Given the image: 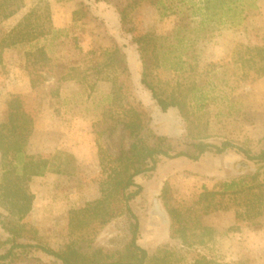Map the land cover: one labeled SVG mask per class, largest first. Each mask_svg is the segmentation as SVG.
Here are the masks:
<instances>
[{
	"label": "rangeland",
	"instance_id": "1",
	"mask_svg": "<svg viewBox=\"0 0 264 264\" xmlns=\"http://www.w3.org/2000/svg\"><path fill=\"white\" fill-rule=\"evenodd\" d=\"M24 1L25 6L4 21L1 29L10 30L30 8L44 1L60 32L39 42L53 56L54 74L66 78L54 84V76L48 74L45 83L33 87L24 68L23 48L12 47L2 54L0 122L7 119L11 96L20 94L36 118L28 151L49 158L52 165L51 171L31 181L33 207L21 223L27 237L17 240L35 247L17 248L19 255L14 264H63L43 248L61 250L75 238L79 240L71 233V218L76 209L101 196L100 183L105 178L101 155L116 154L131 141L124 136L122 124L113 132L109 125H99L106 108L112 105L121 111L143 102L150 111L152 130L167 136L175 151L185 150L194 141L179 111L163 112L151 91L140 82L141 62L133 41L138 35L171 33L178 18L171 13L161 16L154 0H145L133 9L126 27L118 22L116 9L127 0ZM257 2L258 8L248 10L239 24L216 25L206 35H199L184 56L182 70L163 67L155 72L162 84L195 87L197 91L190 93V107L197 112L200 106L199 114L207 113L203 117V121L209 122V137L205 141L216 144L230 141L255 154L264 149V76L252 80L250 73V79L243 77V68L234 62V53L239 45L264 48V0ZM117 42L128 46L131 77L108 70L96 76L97 70L86 63L89 60L86 53L113 47ZM79 64L86 75L81 80L70 69ZM113 94L119 100L112 104ZM198 97L201 105L197 103ZM256 173L259 180L264 178V162L249 160L237 148L222 154L208 152L197 161L185 156L161 157L152 174L136 177L143 187L132 202L140 221L138 243L154 253L171 241L172 220L163 200V189L167 187L166 201L170 205L182 210L191 207L194 214L199 213L203 224L220 231L204 252L226 264H264V193L262 213L256 222L236 217L243 207L203 214L196 204L205 187L212 189L219 181ZM257 182H251L254 192H258ZM2 214L7 212L0 206V237L5 240L11 235L3 228ZM232 226L238 229L221 232ZM130 239V221L127 216H120L81 245L86 242L90 248L115 251L123 250Z\"/></svg>",
	"mask_w": 264,
	"mask_h": 264
},
{
	"label": "trees",
	"instance_id": "2",
	"mask_svg": "<svg viewBox=\"0 0 264 264\" xmlns=\"http://www.w3.org/2000/svg\"><path fill=\"white\" fill-rule=\"evenodd\" d=\"M145 0H127L124 6L116 9L118 22L125 26L129 13ZM258 0H154L161 16L176 15L177 23L169 34H144L133 37L136 43L138 59L141 62L140 82L148 88L153 99L163 112L177 109L187 124L189 136L194 139L185 150L175 151L169 138L156 134L150 126V111L143 102L124 107L122 110L109 106L105 109L103 121L99 125H109L112 132L118 125H123L124 136L131 141L116 154L101 155L105 178L100 183L101 196L88 201L76 209L71 218V233L76 238L61 250L43 248V251L55 256L63 264H226L203 251L214 241L220 231L203 224L199 213H193L191 207L182 210L170 205L168 189H163V200L171 216V241L160 246L154 253L138 243L140 221L132 202L140 196L143 187L136 177L152 174L161 157L177 158L185 156L193 161L199 160L208 152L222 154L229 149L237 148L249 160L264 162V149L252 153L245 147H236L230 141L221 144L205 141L208 138L209 122L203 121L200 106L197 112L191 110L190 93L195 87H178L162 84L155 73L158 68L182 70L184 56L199 35H206L216 25H237L250 9L258 8ZM24 0H0V61L6 49L23 48L24 68L31 85L38 87L45 83L48 74H52L58 84L66 76H56L53 71L54 59L46 45L40 40L55 37L60 30L55 28L50 8L40 1L30 8L10 30L3 31L1 24L18 13L24 6ZM126 27V26H125ZM128 45V44H127ZM128 46L119 42L113 47L90 50L86 53L96 76L103 71H113L131 77V59ZM235 63L243 68L241 74L252 80L264 76V48L239 45L234 53ZM86 63L82 62L81 64ZM71 67L79 80L86 77L82 67ZM247 71V72H246ZM93 76V75H92ZM202 92V91H201ZM119 98L113 94L111 103ZM198 105L201 99L198 97ZM197 105V106H198ZM207 118V117H206ZM111 120L114 122L112 123ZM36 129V118L29 110L20 94H13L7 104V119L0 122V206L7 212L2 214L3 228L11 238L0 237V264H14L18 251L35 247L32 244L18 242V238L27 237L21 224L33 207L34 193L31 181L36 176H44L52 170L49 158L28 151L30 138ZM197 133V134H195ZM256 183L258 192H254L251 182ZM264 178L259 174L248 177L219 181L212 189L207 187L201 193L197 206L203 214L216 210L243 207L236 214L238 219H257L263 207ZM127 216L130 221L131 239L123 250H108L102 247H89V241L99 234L111 221ZM238 226L221 231L223 234L237 230ZM10 244L8 248H6Z\"/></svg>",
	"mask_w": 264,
	"mask_h": 264
}]
</instances>
